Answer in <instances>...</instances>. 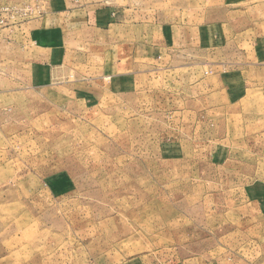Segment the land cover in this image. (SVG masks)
Masks as SVG:
<instances>
[{"label": "rangeland", "instance_id": "1", "mask_svg": "<svg viewBox=\"0 0 264 264\" xmlns=\"http://www.w3.org/2000/svg\"><path fill=\"white\" fill-rule=\"evenodd\" d=\"M125 3L158 50L0 44V264H264V0Z\"/></svg>", "mask_w": 264, "mask_h": 264}, {"label": "crops", "instance_id": "2", "mask_svg": "<svg viewBox=\"0 0 264 264\" xmlns=\"http://www.w3.org/2000/svg\"><path fill=\"white\" fill-rule=\"evenodd\" d=\"M8 1L19 7L22 14L19 15L12 24L2 30L0 44H3L4 47L7 46L13 49L29 48L31 50H48L47 56L53 55L51 56L50 61L52 58H56L55 63L57 64L60 62L58 59L61 57L63 59L64 55L67 57L66 51L68 47H79L81 38L82 40L86 39L83 36L85 30H94L96 32L106 31L107 33H110L109 37L111 40H114L115 43L119 42V44L121 43V46L126 43L125 45L127 48L130 47L131 49L151 50V52H147L148 54L159 49L158 46H155L156 43L154 44L147 41L144 44V41L134 40V31H137L140 25L133 24L132 26H129L131 32L127 29L129 11L131 10L125 3V1L127 2L128 0H116V3L113 4L111 2L112 0ZM34 12L35 14H33ZM227 25L222 24L216 26L218 30L215 29L216 33H214L210 39H208V31L210 28L208 25L201 24L196 28L195 32L199 35L200 43L204 42L206 45L210 42V45H217L218 41L216 40V36L219 32L220 39L226 31V27H228ZM118 27L119 34L114 33V36H112V30H117ZM227 29L228 31L230 30L229 28ZM133 40L136 42L133 43ZM219 41L221 42V39ZM61 49L66 50L65 54H60L59 51ZM53 50H55V53H53ZM39 54V51L38 53L36 51L32 54L30 52L29 57L31 56V60L36 58L34 60L35 63L32 62L31 65H38L37 63L40 61L37 60V58H40ZM167 57L168 56H161L156 58L155 56L149 57L141 55V59L156 64H160L161 62L167 64ZM135 59H138V57H135ZM51 63L52 62H49V65H52ZM44 64L46 67V64L48 63ZM195 64L203 63L195 62ZM221 64L222 62H217L211 65L219 66ZM49 72L52 73V71ZM59 73L61 74L62 72L59 71ZM52 77L53 76H51V79H53ZM46 78L49 79L48 73ZM63 80L64 78L62 79V82ZM204 85L203 81V91H201L203 93V101L208 97V95H206L208 94V90H206ZM217 92L220 93V91Z\"/></svg>", "mask_w": 264, "mask_h": 264}, {"label": "built area", "instance_id": "3", "mask_svg": "<svg viewBox=\"0 0 264 264\" xmlns=\"http://www.w3.org/2000/svg\"><path fill=\"white\" fill-rule=\"evenodd\" d=\"M21 14V9L16 5L8 0H0V39L2 30L12 24Z\"/></svg>", "mask_w": 264, "mask_h": 264}]
</instances>
